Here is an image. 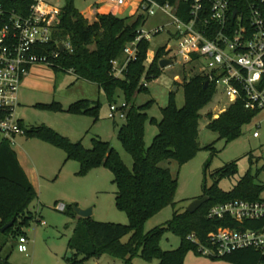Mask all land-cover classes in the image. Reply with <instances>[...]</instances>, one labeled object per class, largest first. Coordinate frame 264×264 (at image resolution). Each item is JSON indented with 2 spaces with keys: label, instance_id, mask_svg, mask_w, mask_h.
<instances>
[{
  "label": "trees",
  "instance_id": "16d2710c",
  "mask_svg": "<svg viewBox=\"0 0 264 264\" xmlns=\"http://www.w3.org/2000/svg\"><path fill=\"white\" fill-rule=\"evenodd\" d=\"M158 1L175 3L176 0ZM144 19V15L137 11L125 17L112 13L100 14L96 20L89 21L75 8L73 0H66L59 12L54 40L68 41L71 51L65 50L54 55L53 52L57 50L54 41L41 49L48 58L46 64L55 73H72L76 79L95 84L110 101L118 90L122 91L125 117L117 128V137L133 161L132 168L129 169L118 151L109 142L99 138H92V146L85 148L81 140L72 142L45 125L25 127L24 136H35L48 141L65 151L66 160H76L79 163L78 175H84L100 166L110 169L113 183L116 185L115 205L128 217V224L96 221L91 217L77 216L69 206L68 215L77 217L73 233L67 242L71 251V257H66L69 264H83L85 260L99 258L102 254L120 257L124 264H132L135 257L147 262L155 259L157 264H183L189 250L200 253L197 244L188 239V236L194 234L199 243H206L209 233L218 227L239 226L228 218L207 217V212L212 206L233 199L262 200L260 193L264 189V183H256L258 170L255 176L250 171L246 172L228 191H224L219 187V181L231 178L237 173V160L226 163L210 173V186L205 183L208 162L204 167L201 195H207L208 200L193 213L175 209L177 178L169 168L161 167L160 163L175 161L182 165L201 149L198 142V111L211 100L215 91L212 84L204 88L206 77L196 73L190 77L184 76V103L181 107L176 105L175 92H169L167 104L161 109L160 120L148 116L147 109L154 103L153 100L142 105L135 104L134 97L138 93L148 92L144 82L148 83L161 74L159 61L168 55L165 46L159 47L152 61L146 66L149 41L141 38L137 43L135 58L127 63L121 76L114 75L112 61L118 60L122 63L124 47L140 34ZM35 106L56 112L86 115L96 120L100 103L79 99L66 108L59 102L37 103ZM258 112L246 109L243 101L238 99L229 103L216 117L208 113L207 128L216 132L218 140L223 139L227 144L242 134V128L249 124ZM147 121L155 125L158 132L146 147L144 133ZM214 144L215 142H212L203 147L210 152L211 157L218 152ZM36 196L16 152L8 141L2 140L0 235H23L19 232L20 226L28 224L33 218L29 206ZM168 205L173 207L172 218L162 225L144 231L146 221ZM66 208L68 206L63 209ZM13 219L14 224L1 232V228ZM262 223L247 220L242 226L256 228ZM166 232L174 233L180 238L177 248L161 249L160 239ZM127 235V241L122 242V238ZM7 244V240L0 243V264H10L7 255L3 253ZM211 259H220L228 264H264V251L249 247Z\"/></svg>",
  "mask_w": 264,
  "mask_h": 264
},
{
  "label": "rangeland",
  "instance_id": "374dc122",
  "mask_svg": "<svg viewBox=\"0 0 264 264\" xmlns=\"http://www.w3.org/2000/svg\"><path fill=\"white\" fill-rule=\"evenodd\" d=\"M51 1L64 6L66 0ZM93 3L102 5L103 0H73L75 8L86 14H89ZM117 16H129V12L126 11ZM144 18L140 26L143 32H151L158 27L163 28L149 40L145 62L148 66L157 48L166 45L173 47L174 43L169 40L166 31L167 25L171 22V17L167 13L155 9L153 14L144 15ZM90 48L93 49V46ZM35 66L41 67L38 70L40 74L37 79L43 82L27 87L29 92L27 91L23 97L20 95V103L15 108V116L23 119L24 127L45 125L72 142L81 140L85 148L92 146V138L107 141L118 151L124 164L131 169L132 158L123 149L117 137V128L123 120L118 117L115 119L108 117L111 104L119 106L124 102L122 91L118 90L110 101L95 84L76 79L72 73L63 71L55 73L45 63H36ZM199 67L200 64L197 62L185 64L180 58L174 59L171 65L161 68L162 72L156 79L147 83L148 92H140L134 97L135 104L142 105L153 100L154 103L147 109L148 116L160 120L161 109L166 106L169 92L174 86H177L174 96L176 105L178 107L183 105L184 76L190 77L196 74ZM32 69L34 66L24 76L22 83ZM79 99L100 103L96 120L86 115L56 112L35 106L37 103L59 102L66 108ZM228 104L229 102L218 91L205 106L199 109L198 142L201 149L192 159L182 165L175 161L160 163L161 167L169 168L172 175L177 178L174 201L175 209L179 211L186 210L192 199L203 194L204 167L208 162L205 180L207 186L212 184L210 173L235 160H237V173L231 178H223L219 181L218 185L222 190L228 191L248 171L255 176L258 170L256 183H264V110L259 111L252 121L242 128V134L238 138L225 144L223 139L218 140L216 132L207 128V114L212 113L216 117ZM255 131L258 137H253L252 134ZM157 132L155 125L149 121L145 123L146 147L151 144ZM212 142H215L214 146L218 152L211 157L210 152L203 147ZM11 147L31 174L34 181L32 186L37 196L29 206L33 218L28 224L20 226L19 230L27 239V251L22 253L17 250L19 234L8 237L0 235V243L7 240L8 244L4 247L3 253L7 255L10 264H69L66 257L71 251L68 249L67 242L73 233L77 219L76 216L73 218L68 215L69 206L71 209L73 206L91 207V218L96 221L128 224L126 213L115 205L116 185L113 183V174L107 167L100 166L84 175H78L79 163L76 160H66V153L62 148L35 136L17 135ZM260 198L264 199V189L260 193ZM59 205L68 206V208L61 210L58 208ZM172 215L173 207L171 205L164 207L146 221L144 231L164 224L172 218ZM127 239L128 235L122 238V242ZM179 243L180 238L171 232H166L160 239L162 250L175 249ZM94 263L124 264V261L120 257L102 254L99 258H90L83 262V264ZM132 264H157V261L154 259L147 262L135 257ZM183 264L228 263L220 259H211L191 249L186 253Z\"/></svg>",
  "mask_w": 264,
  "mask_h": 264
},
{
  "label": "built area",
  "instance_id": "2783aa9c",
  "mask_svg": "<svg viewBox=\"0 0 264 264\" xmlns=\"http://www.w3.org/2000/svg\"><path fill=\"white\" fill-rule=\"evenodd\" d=\"M126 5L143 15L153 14L155 9L167 13L171 22L166 31L174 46H165L166 58L199 63L196 73L206 77L214 91H219L229 103L240 99L248 110H264V0H103L102 5L95 3L89 14L80 13L94 21L98 15L107 14L100 11L102 6L110 11ZM61 8L51 0L0 1V142L5 140L12 145L15 136L25 135V127L15 116L18 91L34 64L47 63L42 47L54 41V55L62 52L59 43L64 45L63 51H71L68 41L54 40ZM162 30H141L135 40L127 43L122 63L112 61L114 75L121 76L127 63L135 58L141 38L149 41ZM124 108V102L119 106L111 104L108 117L123 120ZM252 135L258 137L256 131ZM63 207L58 206L61 210ZM207 217L228 218L239 226L218 227L209 233L206 243H199L194 234L188 236L202 255L218 258L249 247L264 251V199L219 203L208 210ZM247 220L263 223L256 228L242 226ZM26 242L24 235L19 236V252L27 251Z\"/></svg>",
  "mask_w": 264,
  "mask_h": 264
},
{
  "label": "crops",
  "instance_id": "0c3cea01",
  "mask_svg": "<svg viewBox=\"0 0 264 264\" xmlns=\"http://www.w3.org/2000/svg\"><path fill=\"white\" fill-rule=\"evenodd\" d=\"M100 11H101V12H106V13H112V14H114V15H117V14L124 13V12L128 11V12H129V15H132V14L135 13V8L132 7V6H130V5H126V6H124V7H121V8H114V9H112V10L109 11L108 7H106V6H102V7L100 8ZM33 66H34V69H32V71L30 72V74L28 75V77L24 80V82L22 83V85H21V87H20V89H19V91H18V104L20 103V102H19V101H20V95H22V97H23V96L26 95V92H27V91L29 92V90H27V87H31L32 85L36 86L38 83L42 84V82H43L42 80L37 79V78H38V75L40 74V73H38V70H39V68H41V67H39V66H35V64H34ZM33 66H32V67H33ZM40 89H42V88H40ZM98 89H99V88H98ZM39 91H40V90H39ZM18 119H19L20 123L24 126L23 119H21V118H18ZM17 158H18L19 163L21 164L22 168L24 169V171H25L27 177L29 178L31 184L33 185V184H34V181H33V179H32L31 174H30V173L28 172V170L25 168V166H24L23 163L21 162V160H20V158L18 157V155H17ZM94 264H97V263H94Z\"/></svg>",
  "mask_w": 264,
  "mask_h": 264
},
{
  "label": "water",
  "instance_id": "95a60500",
  "mask_svg": "<svg viewBox=\"0 0 264 264\" xmlns=\"http://www.w3.org/2000/svg\"><path fill=\"white\" fill-rule=\"evenodd\" d=\"M58 47L61 51L64 50V45L62 43L58 44ZM173 63L172 59H168V58H164L161 59L159 61V66L160 68H164L168 65H171ZM209 85L208 81H205L204 83V88H207ZM177 90V86H174L171 91L172 92H176ZM208 200V196L204 195L201 197H197L194 198L190 201V203L188 204L186 211H188L189 213H193L195 212L203 203H205ZM73 211L77 214V216L79 217H83V218H88L91 217L92 214V208L91 207H87V208H80L78 206H73L72 207ZM15 219H13L12 221H10L9 223L5 224L2 228H1V232H3L4 230H6L7 228L11 227L14 224ZM68 257H71V253L68 255Z\"/></svg>",
  "mask_w": 264,
  "mask_h": 264
}]
</instances>
